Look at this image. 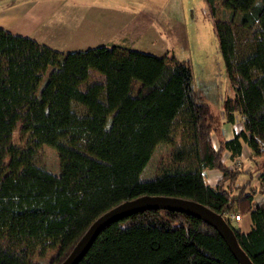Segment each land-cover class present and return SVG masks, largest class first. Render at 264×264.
I'll return each mask as SVG.
<instances>
[{"label":"trees","instance_id":"trees-1","mask_svg":"<svg viewBox=\"0 0 264 264\" xmlns=\"http://www.w3.org/2000/svg\"><path fill=\"white\" fill-rule=\"evenodd\" d=\"M204 2L236 90L221 105L223 122H236L237 114L243 121L230 140L210 105L198 99L191 65L169 53L118 45L60 52L0 28V264H41L35 255L61 264L96 218L141 195L205 205L231 227L250 261L264 264V200L254 201L264 195V172L257 175L259 186L245 191L250 181L236 184L243 170L222 157L234 160L244 145L251 162L264 157V0H222L220 12L217 0ZM137 18L153 20L148 11ZM237 29L250 33L243 56L236 50ZM90 70L105 81L82 90ZM53 129L68 144L48 141ZM16 131L28 136L24 148L13 142ZM160 143L173 147L167 163L156 177L141 179ZM42 144L58 152L57 174L33 163ZM208 169L221 174L215 185L206 179ZM226 213L248 214L250 229L232 227ZM77 264L241 263L200 218L151 209L105 226Z\"/></svg>","mask_w":264,"mask_h":264},{"label":"rangeland","instance_id":"rangeland-1","mask_svg":"<svg viewBox=\"0 0 264 264\" xmlns=\"http://www.w3.org/2000/svg\"><path fill=\"white\" fill-rule=\"evenodd\" d=\"M12 1H33V0H0V8L7 5ZM42 1V0H38ZM68 4H71L74 0H63ZM76 1H87L98 3L100 7H106L111 1L124 2L129 7L126 8L125 13L131 14L133 8L136 9L139 14L142 11H148L152 16L153 20L148 22H155L156 30L155 34L149 30L139 40L141 48L143 50H152L164 53L168 49V52L178 62H186L191 65L192 76H193V87L195 88L198 99L201 102H207L217 124L221 121L219 116L223 118V111L221 105L228 97H233L236 94L235 88L231 85L230 80L226 74L225 63H223L222 52L220 51L219 41L216 37V30L213 25V19L209 15L207 5L204 0H76ZM221 1L217 0L218 10L221 9ZM56 2H59L57 0ZM111 5V4H110ZM131 7V8H130ZM134 11V12H136ZM137 16V15H136ZM134 19V20H133ZM130 22V29L134 27H144L146 19L133 18ZM143 21V22H141ZM143 23V24H141ZM129 29V30H130ZM138 29V28H137ZM140 33H135L133 36H138ZM36 35L42 40V44L51 43L54 44L62 43L64 39L56 40L57 35L54 31H48L47 27L43 25L37 30ZM153 35V36H151ZM149 36L155 43L149 42ZM250 33L237 29L235 31V39L237 42V53L239 56H243L249 52L248 46L250 40ZM102 38V37H101ZM58 39V38H57ZM66 41V40H65ZM161 44V48L157 47ZM165 48V49H164ZM163 49V50H162ZM162 50V51H161ZM104 82V77L99 72L91 70L87 81L80 85L81 89H84L87 84L92 82ZM74 109L78 114L84 112V108L80 104H74ZM239 115V114H237ZM236 115V116H237ZM220 118V119H222ZM48 141L51 143H60L63 145L68 144L67 138H61L57 130H49L46 133ZM28 136L21 138L20 132L16 131L13 135V142L19 148L26 146ZM178 143V140L177 142ZM216 146L215 140H213ZM76 148L83 149L84 142L77 144ZM173 147L166 143H160L150 157V161L147 166L142 170L140 175L141 179L154 178L159 173V167L161 164H165L168 161V156L172 151ZM33 155V163L40 168H44L52 174H57L60 170V164L58 159V152L50 144H42L36 149ZM223 153L222 157L224 162L230 168H238L242 170L251 171L257 168L251 174L248 172H241L238 177L236 184L242 186L246 181H250L248 187H254L258 183L257 175L260 172H264V157L259 156L255 158L257 163L251 162L250 152L245 153L242 159L239 161H230ZM254 163V164H253ZM249 188H247L248 191ZM264 197V195H259ZM260 198V199H262ZM246 216V215H245ZM247 218V217H245ZM244 218V219H245ZM243 221V220H242ZM242 222H238L235 219L230 221L232 227H240ZM33 261H39L41 264H47V257L39 258L36 255L32 258Z\"/></svg>","mask_w":264,"mask_h":264},{"label":"crops","instance_id":"crops-1","mask_svg":"<svg viewBox=\"0 0 264 264\" xmlns=\"http://www.w3.org/2000/svg\"><path fill=\"white\" fill-rule=\"evenodd\" d=\"M56 1L57 0H33L21 1L18 3L15 1L6 3L7 5L0 8V28H4L12 34H18L25 37L29 36L37 42L42 43V40L38 38L39 36L36 35V32L45 25L48 31H54L56 34L59 33L61 35L60 37L59 35L55 36V41H58L59 39L61 41V39H64L60 44L57 42L54 44H47L48 47H52L60 52L85 50L100 45L129 47L130 49L160 56L168 52V49L162 53L152 50H143L141 48L139 40L146 32H149L150 29L154 34L155 32H158L156 30L155 22L141 23L144 27H140V30L139 27H137L138 29H134V27H131L130 29L131 19L135 17L137 19V11L133 8L134 10L131 14L125 13L126 8L124 7L129 6L125 5L124 2L111 1L106 7L102 8L96 3V1L81 2L74 0L71 4H68L63 0H59V2ZM137 32L140 34L138 36H133ZM151 36L148 37L149 42L151 41V43H155L151 40ZM160 46L161 44L157 49H160ZM220 118L222 117L219 116L218 121H221V123L219 122L217 126L220 127L221 134H223L222 136L225 140H230V138H232L243 127V121L240 115L236 116V122L230 124L224 123L223 118ZM213 140H215L216 146L214 145ZM212 144L215 148L219 146L217 134H213ZM249 152L248 147L244 145L239 157L234 160H229L234 162L239 161L245 157V153L249 154ZM226 155L228 157V154ZM243 171L247 172V170ZM220 175L221 174L215 169H208L206 171V179L212 185L216 184ZM260 183L261 181L259 179L254 187H248L247 185L244 190L247 191V188L256 189ZM259 195L261 194H256L254 197L256 203H260L264 200V197H259ZM245 215L241 216V219L236 221L242 222L240 228L246 232L250 229L251 220L248 214Z\"/></svg>","mask_w":264,"mask_h":264},{"label":"water","instance_id":"water-1","mask_svg":"<svg viewBox=\"0 0 264 264\" xmlns=\"http://www.w3.org/2000/svg\"><path fill=\"white\" fill-rule=\"evenodd\" d=\"M151 209L176 211L183 214H189L200 218L209 226L217 229L219 235L225 240L229 250L241 264H253L248 256L242 251L234 238L231 227L225 222L221 216L214 211L190 199H183L177 196H154L141 195L138 198L127 200L116 205L114 208L104 212L94 220L92 225L86 230L81 239L74 245L70 254L61 264H77L82 260L84 254L88 251L94 239L105 226L115 223L121 219L128 218L140 211Z\"/></svg>","mask_w":264,"mask_h":264},{"label":"built area","instance_id":"built-area-1","mask_svg":"<svg viewBox=\"0 0 264 264\" xmlns=\"http://www.w3.org/2000/svg\"><path fill=\"white\" fill-rule=\"evenodd\" d=\"M226 216H228L230 218V220H234V219L235 220H240L241 219V216L237 215V214L232 215V214L226 213Z\"/></svg>","mask_w":264,"mask_h":264}]
</instances>
